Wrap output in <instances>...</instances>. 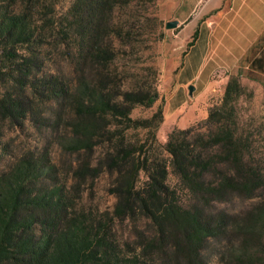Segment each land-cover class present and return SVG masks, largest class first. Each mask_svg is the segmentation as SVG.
<instances>
[{
    "label": "trees",
    "instance_id": "obj_1",
    "mask_svg": "<svg viewBox=\"0 0 264 264\" xmlns=\"http://www.w3.org/2000/svg\"><path fill=\"white\" fill-rule=\"evenodd\" d=\"M141 1L73 0L57 16L56 0H0V63L13 64L15 80L0 115L14 121L34 111L28 88L54 104L64 149L86 156L77 158L75 175L84 181L106 171L115 197L111 213L77 211L75 196L45 180L56 177L44 157L20 158L0 173V264H206L211 241L223 244L226 264H264V158L236 110L244 68L204 120L173 128L160 143V106L149 117L131 116L157 100V70L128 77L124 66L117 70L119 54L137 45ZM45 58L54 72H41L36 87L32 77ZM242 60L249 76H264V32ZM169 167L176 186L167 182ZM115 219L130 222L134 239L116 238Z\"/></svg>",
    "mask_w": 264,
    "mask_h": 264
},
{
    "label": "rangeland",
    "instance_id": "obj_2",
    "mask_svg": "<svg viewBox=\"0 0 264 264\" xmlns=\"http://www.w3.org/2000/svg\"><path fill=\"white\" fill-rule=\"evenodd\" d=\"M72 1L56 0L55 14L58 16L65 13ZM193 2L194 0H145L134 6L138 24H141L137 26L133 38L137 45L132 51L128 48L127 53L119 54L117 70L124 66L128 77L131 73L147 72L145 68L153 66L158 72V98L150 107H135L131 116L149 117L160 106L163 120L156 131V137L163 144L173 128H186L204 120L208 109L222 102L228 79L242 66L244 69L240 83L245 92L236 100L239 125L245 134L250 135L255 146V156L264 158V76H259L258 73L249 76L242 60L247 50L240 55L242 48L225 46L227 41L220 44L215 38L211 39L208 25L201 26L200 34L194 40L192 36L187 39L179 38L177 33L183 25L181 21ZM172 20H177V25L166 27V23ZM43 61L40 72L37 74L36 70L32 77L31 82L36 87L37 77L41 72H54L51 59L45 58ZM0 64L4 66L0 71V98H5L15 92L12 86L15 80L10 75L13 73V64L6 61ZM61 64L65 66L66 62ZM190 85L193 87L191 94L188 90ZM26 93L33 97L34 111H29L14 121L11 117L0 115V173L9 170L22 157H44L45 171L56 177L54 180L50 177L45 180L49 185L56 183L63 186L65 192L75 196L77 211L98 215L111 213L115 197L108 191L111 182L108 173L102 171L94 178L87 176L84 181L76 176L74 169L78 164L77 158L86 156L84 153L77 155L64 149L68 138L63 130L64 123H56L58 109L49 102L42 104L37 99V93L34 92L33 96L31 89L28 88ZM98 153L99 149H96L92 156L93 164ZM168 171L167 182L176 186V178L170 167ZM143 179L141 175L140 181ZM249 203L248 200L244 202L245 206ZM235 206L240 207L242 204L236 202ZM227 208L236 209L232 206ZM113 232L121 243L134 239L135 232L131 231V224L127 219H115ZM204 257L206 264L227 263L224 246L216 241L208 244Z\"/></svg>",
    "mask_w": 264,
    "mask_h": 264
},
{
    "label": "crops",
    "instance_id": "obj_3",
    "mask_svg": "<svg viewBox=\"0 0 264 264\" xmlns=\"http://www.w3.org/2000/svg\"><path fill=\"white\" fill-rule=\"evenodd\" d=\"M181 23L179 38L187 39L195 31L198 37L205 24L211 39L242 48L243 55L264 32V0H194Z\"/></svg>",
    "mask_w": 264,
    "mask_h": 264
},
{
    "label": "water",
    "instance_id": "obj_4",
    "mask_svg": "<svg viewBox=\"0 0 264 264\" xmlns=\"http://www.w3.org/2000/svg\"><path fill=\"white\" fill-rule=\"evenodd\" d=\"M177 23H178L177 20L168 21V22L166 23V27H174V26L177 25ZM192 89H193V87H192V85H190V86L188 87L189 94L192 93Z\"/></svg>",
    "mask_w": 264,
    "mask_h": 264
}]
</instances>
